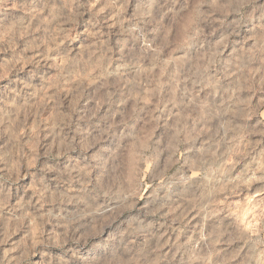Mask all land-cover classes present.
<instances>
[{"label":"clouds","instance_id":"1","mask_svg":"<svg viewBox=\"0 0 264 264\" xmlns=\"http://www.w3.org/2000/svg\"><path fill=\"white\" fill-rule=\"evenodd\" d=\"M0 264H264V0H0Z\"/></svg>","mask_w":264,"mask_h":264}]
</instances>
